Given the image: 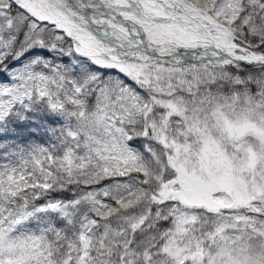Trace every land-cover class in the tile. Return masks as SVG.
Wrapping results in <instances>:
<instances>
[{
	"label": "snow or ice",
	"instance_id": "obj_1",
	"mask_svg": "<svg viewBox=\"0 0 264 264\" xmlns=\"http://www.w3.org/2000/svg\"><path fill=\"white\" fill-rule=\"evenodd\" d=\"M0 264H264V0H0Z\"/></svg>",
	"mask_w": 264,
	"mask_h": 264
}]
</instances>
